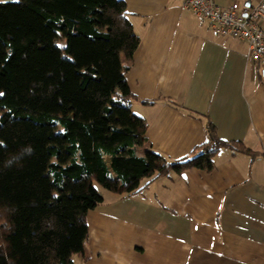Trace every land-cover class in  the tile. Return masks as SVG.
Returning a JSON list of instances; mask_svg holds the SVG:
<instances>
[{
    "label": "trees",
    "instance_id": "obj_1",
    "mask_svg": "<svg viewBox=\"0 0 264 264\" xmlns=\"http://www.w3.org/2000/svg\"><path fill=\"white\" fill-rule=\"evenodd\" d=\"M126 12L124 0L0 1V264H75L98 184L133 193L146 177L211 170L221 147L253 153L211 122L189 157L138 153L147 122L131 110L121 55L140 38Z\"/></svg>",
    "mask_w": 264,
    "mask_h": 264
},
{
    "label": "crops",
    "instance_id": "obj_2",
    "mask_svg": "<svg viewBox=\"0 0 264 264\" xmlns=\"http://www.w3.org/2000/svg\"><path fill=\"white\" fill-rule=\"evenodd\" d=\"M14 1V0H0ZM140 43L123 53L133 113L168 161L226 141L214 167L146 177L133 193L99 191L75 264H264V65L248 43L216 33L184 0H124ZM235 0H216L228 7ZM241 7L261 0H237ZM241 147V146H239Z\"/></svg>",
    "mask_w": 264,
    "mask_h": 264
},
{
    "label": "built area",
    "instance_id": "obj_3",
    "mask_svg": "<svg viewBox=\"0 0 264 264\" xmlns=\"http://www.w3.org/2000/svg\"><path fill=\"white\" fill-rule=\"evenodd\" d=\"M183 6L208 21L216 33L248 43L252 62L264 65V0L244 8L237 0L228 7L216 0H184Z\"/></svg>",
    "mask_w": 264,
    "mask_h": 264
},
{
    "label": "rangeland",
    "instance_id": "obj_4",
    "mask_svg": "<svg viewBox=\"0 0 264 264\" xmlns=\"http://www.w3.org/2000/svg\"><path fill=\"white\" fill-rule=\"evenodd\" d=\"M56 45L57 47L59 48V50H61V54L62 55H65V38L64 37H61V36H58V38L56 39ZM98 187L104 191L105 189L100 185L98 184Z\"/></svg>",
    "mask_w": 264,
    "mask_h": 264
}]
</instances>
